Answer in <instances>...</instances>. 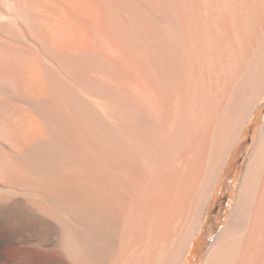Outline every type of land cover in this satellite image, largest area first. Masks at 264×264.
<instances>
[{"label":"bare ground","instance_id":"1","mask_svg":"<svg viewBox=\"0 0 264 264\" xmlns=\"http://www.w3.org/2000/svg\"><path fill=\"white\" fill-rule=\"evenodd\" d=\"M264 100V0H0V264H185ZM201 264H264V124Z\"/></svg>","mask_w":264,"mask_h":264},{"label":"rangeland","instance_id":"2","mask_svg":"<svg viewBox=\"0 0 264 264\" xmlns=\"http://www.w3.org/2000/svg\"><path fill=\"white\" fill-rule=\"evenodd\" d=\"M263 124L264 100L256 110L253 122L247 127L239 145L223 171L214 198L206 214V219L185 264L202 263L211 243L230 218L245 162Z\"/></svg>","mask_w":264,"mask_h":264}]
</instances>
